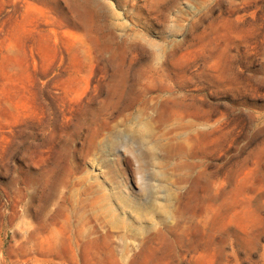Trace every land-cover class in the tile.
<instances>
[{
  "label": "rangeland",
  "instance_id": "374dc122",
  "mask_svg": "<svg viewBox=\"0 0 264 264\" xmlns=\"http://www.w3.org/2000/svg\"><path fill=\"white\" fill-rule=\"evenodd\" d=\"M0 264H264V0H0Z\"/></svg>",
  "mask_w": 264,
  "mask_h": 264
}]
</instances>
